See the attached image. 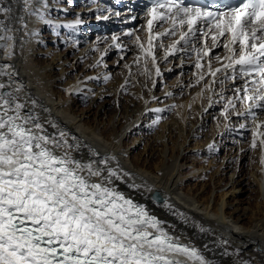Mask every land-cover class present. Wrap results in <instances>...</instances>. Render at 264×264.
Wrapping results in <instances>:
<instances>
[{
  "label": "bare ground",
  "instance_id": "1",
  "mask_svg": "<svg viewBox=\"0 0 264 264\" xmlns=\"http://www.w3.org/2000/svg\"><path fill=\"white\" fill-rule=\"evenodd\" d=\"M73 2L72 5L75 4ZM4 6L10 7L12 11L7 17L0 13V22L6 25L5 30L0 31V36L4 37L0 39V46H2L0 47V83L8 86L6 89H0V91H12L14 95L18 96L19 102L27 105L24 111H31L39 116L40 122L49 134L58 136L60 132H63L68 143L73 146L69 151L74 158L82 163H93L94 168L103 169V176L108 175V170H114L118 176L111 178L112 186L135 198L138 203L158 215L159 227L175 240H179L196 249L204 257L206 264H264V197L260 198L263 207L258 212L252 213L248 223H244L248 216L247 211L232 206L231 203L224 200L219 203L216 200L211 201V198L205 199L206 192L199 193L196 188L190 187L188 185L189 182L187 183L183 178L187 174L184 172L187 167L182 161L187 158L185 156L181 158V153L190 149V147L186 146L187 143L195 142V146H200L202 143L200 149H203L205 157H208V155L215 156V153L222 149L219 147L220 142H216V145H211L210 148L207 147L208 150L205 148L216 134V130L220 131L224 126V130L219 133V136H225L223 140L227 142H235V137L230 139L227 138V135L233 136L232 134L235 133L237 134L235 136L239 137L241 135H238V131L243 133L247 129V125L251 126L253 124L252 133L256 141L259 142L260 147H264V143H262L264 138L261 137L264 130V117L259 118L257 113L258 110L263 111L264 108L256 107L254 100L249 101L245 98L243 99L242 96L239 97L240 93H244L246 81L252 78L245 77L242 79L238 72L233 73L231 69L224 68V65L228 63L226 59L229 56L228 48H225L224 55H221L222 58L214 59L215 63L216 59L220 60V64L215 65L214 69L209 71L207 85L210 86L206 87V94H203L202 99L200 90L193 91L195 93L191 99L188 98L185 101H177V99L173 98L170 89L167 87L163 88L159 94H155L156 90H154V87L159 86L160 81L154 80L160 73L159 75L157 73L154 75L153 66L149 68L147 65L138 64L139 61L136 62V57L134 62L130 63L129 60L124 64L128 71V76L125 75L124 78H120L117 75H113L112 72L110 73L111 70L107 72L105 67H101L99 64L110 54H114L121 49V55L115 61L116 63L125 59L124 50H131L134 53L132 46H129L120 35L113 39L97 37L95 42H91L86 55L93 51H96L97 55L92 64L88 65L87 70L94 71L92 74L80 77L79 80L68 86L66 83L68 74L66 65L68 60L65 59V53L52 49L48 45V52H46L45 56L48 65L41 66L39 59L36 58L38 47L43 45L42 32L46 28L49 29L48 35L45 37H48V43L50 44L55 42L61 31L67 33V37L63 39L64 45L80 44L79 35L83 33L84 23L88 22V29L94 22L96 27L100 24V21H94L92 20L93 18L90 19L89 17L93 13L100 14L99 10L95 12L90 7L85 10L86 12L77 14L76 17L71 16V14L67 16L65 14L69 10L67 8V0H32L29 11L24 10L23 0H4ZM147 13L145 15L146 35H143L145 41L144 49L149 47L147 22L150 17ZM53 16H55V19ZM34 17L36 19L33 21ZM131 17H135V23L140 20L135 14ZM114 19L111 17L109 20L114 21ZM154 24L159 26L158 23ZM167 27L169 25L165 24L164 28ZM164 28L153 31V34L163 32ZM9 36H11V39H8ZM135 36H138L136 31ZM196 37H199L198 33ZM196 37H191L187 42L181 41L180 44L176 45L178 50L175 52H170V47L175 43L172 38L174 41L179 40V33L176 36H163L160 39H154L152 47L156 46L159 49V46L160 48L163 45L165 46L164 42L168 39L171 41L168 44V50L163 54V59L169 53L172 56H183V53L186 54V52H198V44L202 43L204 46L203 38L200 37L197 40ZM7 41L8 47H5ZM226 43H228L227 40ZM212 45H215V43ZM223 45L224 43L220 41L216 47L211 46L212 52L208 53V55H204L205 48L202 50V55L209 65L213 54L223 48ZM236 48L238 51V46ZM68 49L73 50L72 47H68ZM141 56H146L143 49ZM147 56L148 58L151 57ZM83 59L80 56L76 59L77 67H79L78 65ZM151 61L156 67L157 63L153 62L152 58ZM115 63H109L108 65L109 67L118 66ZM218 68L221 71L215 72ZM211 72H215V76L211 75ZM99 73L104 77V82L107 81L105 79L107 75L112 76V78L108 77L107 83H109V86L107 89L110 93H114L115 96L120 97L119 91L127 89L129 77L135 81L134 87L137 88L135 98L128 101L125 100L124 105L121 104L119 108L113 110V116L107 126L111 132L108 137L104 135L103 130L105 127L101 123L92 124L87 121L90 117L88 115L92 111L91 108H97L99 113H103L106 110V100L100 99L107 95L108 92L105 91L98 94L96 89ZM229 73L231 78L235 76V79L240 81L238 85L232 86L229 92L237 93V89H240V92L234 95L230 104L228 99L231 97L228 96L226 99L228 101L227 105L229 104L230 106L228 107L234 108L238 104H242V111L237 112V115L235 114L236 111L227 114L226 118L224 117L225 122L223 124L213 120L216 123V127L209 131L206 128V122L211 120L209 117L211 115L214 116L213 113L216 109V104L214 103L215 93L211 94V91L218 86L220 80L229 77ZM148 75H150V84L148 83L146 86L145 82ZM55 86L61 87L57 93ZM248 87L252 90L251 84ZM15 89H20V91L16 92ZM80 92L88 94L90 97L88 101L90 109L86 111L87 113L84 116L83 112L80 115L75 113L77 101L74 96ZM247 94L254 95L253 91ZM157 95H162L164 98L168 97L167 102H159ZM237 97L239 98L237 99ZM241 97L244 101L240 103L239 99ZM221 98L220 100L223 99ZM80 99L83 98L80 97ZM32 101H35L34 105ZM151 104H153V109L160 108L159 112L163 111V116L162 114H151L148 110ZM261 104H264V102H261ZM207 107L208 109L211 108L209 113L204 112ZM202 111L204 115L200 118ZM166 113H169V117H165ZM174 113L176 117L171 115ZM191 115L192 118L190 117ZM234 115L236 119H241V117L243 119L254 118L256 122L251 124L249 120L243 122V124L235 122L236 124H232L234 127L227 130V134L226 128L231 126L229 124L233 120V117L230 116ZM140 120H142V124L139 125L138 122ZM192 120L195 121L193 122ZM156 123L159 124L157 129L154 126ZM192 123H194L193 127L191 126ZM198 123H200L198 129H194V126ZM241 125H244V127H241ZM155 129L158 131L155 136H147L149 152L129 159L130 149L123 147L120 137L124 136L125 133L127 135L130 134V136L138 134L141 137L146 135V131ZM120 132L122 134L119 136ZM167 136L169 139L179 136L183 138V141H172L166 139ZM189 139L191 141H188ZM169 144H173V147L168 159L167 147ZM244 145L243 148L245 149L247 144ZM176 149L177 154H175ZM100 155H102L101 158H99ZM209 163L204 168H207ZM262 168L263 165L260 169ZM198 171L199 169L194 168L192 173ZM223 174H225V171ZM200 176L197 178L202 179L206 175ZM260 177H262V174H260ZM101 178L92 177L91 179L100 181ZM229 180L231 181V191L237 189L239 182L236 180V171L229 175ZM215 189L217 187L213 188V190ZM224 195L225 193L220 196V201ZM175 258L184 262V264H199L195 259H189L184 255H177Z\"/></svg>",
  "mask_w": 264,
  "mask_h": 264
},
{
  "label": "snow or ice",
  "instance_id": "2",
  "mask_svg": "<svg viewBox=\"0 0 264 264\" xmlns=\"http://www.w3.org/2000/svg\"><path fill=\"white\" fill-rule=\"evenodd\" d=\"M31 3L23 0L25 11ZM212 7L216 10L185 0H154L147 13L149 47L140 48L155 62L154 39L179 33L170 47L175 52L177 44L200 33L208 55L206 39L224 38L229 51L224 68L251 77L244 98L264 107V0ZM11 11L0 0V13L7 17ZM154 23L169 27L153 34ZM5 28L0 22V31ZM249 84L254 95L247 94ZM7 87L0 83V89ZM26 107L12 91H0V264H184L177 255L206 264L196 249L177 243L155 217L112 186L114 170L103 176V169L74 158L65 134H49Z\"/></svg>",
  "mask_w": 264,
  "mask_h": 264
},
{
  "label": "rangeland",
  "instance_id": "3",
  "mask_svg": "<svg viewBox=\"0 0 264 264\" xmlns=\"http://www.w3.org/2000/svg\"><path fill=\"white\" fill-rule=\"evenodd\" d=\"M73 1L74 0H67V3H68L67 8H69V10L67 9L68 11L65 12V14L67 16H69L71 14V16L76 17L77 14H80L79 12H83L84 9L82 8V2L78 3L77 2L78 0H76V2H74L75 4L72 5ZM76 6H77V11H74ZM91 9H94V8H91ZM53 18L55 19V16H53ZM66 20H68V19H66ZM140 20H142V22L140 23L141 30L136 31V35H138V36H135V31H134V35L131 34L130 39H128V40L125 39L127 44L129 46L130 45L132 46L134 53L131 50L130 51L124 50L123 53L125 55L124 56L125 59L119 60L118 61L119 63L118 62L115 63V61L121 55V49H119L117 52H115V53L113 52L114 54H110L106 59L101 61L99 65L101 67H105V70L107 72L111 70L110 73L112 72L113 75H117L120 78H124L125 75L126 76L129 75L124 64L126 63V61H129V60H130V63L134 62V59L136 57L135 60H136V62L139 61L138 64H143L144 66L147 65L149 68H151L153 66L152 69L154 70V75L157 73V69H159L160 75L158 77H156V79L154 80L157 82L160 81L159 86L154 87V90H156L155 94H159L163 90V88L167 87L170 89V92H171L173 98L177 99V101H185L188 98L191 99V97L195 93L193 91H199L200 90L201 91L200 96L202 99L203 94L204 95L206 94L205 93L206 87L210 86V85L209 86L207 85V82L209 79V74H210L209 71L214 69L215 65L217 66L220 64V60L216 59V63H215L214 59L215 58L220 59L221 55H224V53H225V48H221L218 52L213 54V56L210 59V69H209V64L203 58V55H202L203 51H202L199 44L197 46V49L199 48V51L201 50L200 54H199V51L198 52H195V51L194 52H186V54L185 53H183L184 55L182 54L183 56H176V55L172 56L169 53V55L167 57H164V59H163V54L165 53V51L168 50V44L171 41V40L169 41L167 39L164 42L165 46L163 45V46H161V48L159 46V49L156 46H154L151 49L152 54L155 56V62L157 63V66L155 67V65L152 64L151 57L148 58L147 55L145 57L141 56L142 49L140 48L139 45L145 44V41L143 39V35H146V32H145L146 26L144 25L145 19L140 18ZM135 21H136L135 17L131 18V22H135ZM87 24H88V22H86V24L83 25V27L88 29ZM65 25H66V23H65ZM155 27H159V29H161V27L156 25V24H154L153 29ZM134 30H137L136 26H135ZM48 31H49V29L46 28L42 32L41 39L43 40V42H42L43 45L38 47V52L36 55V58L39 59V63L41 66L48 65L45 56H46V52H48L47 47L49 45L52 49H56L58 51L65 53V59L68 60L67 65H66L67 72H68L66 83L68 86L71 85L72 83H74L75 81L79 80L80 77H85L88 74H92V72L94 70L93 71L87 70V67H88V65L92 64V62L95 60L97 52L96 51L90 52L89 55H86V52L89 50L88 48L90 47L91 42L92 43H93V41L95 42V39L91 40L87 44H83L79 38L80 44H75V45L72 44V46H69L67 44L64 45L63 39L65 37H67V33L65 31H61L59 36L57 38L55 37L56 38L55 42L53 44H50V43H48L49 42L48 37H45L48 35ZM155 31H157V30H155ZM123 35H125V34H123ZM120 36H122V35H120ZM101 37H106V36L103 35ZM137 37H139V41H137V39H136ZM123 38H125V37H123ZM196 39L198 40L197 37H196ZM172 41L176 42V41H174L173 38H172ZM166 42H167V44H166ZM132 43H134V44H132ZM133 46H134V48H133ZM68 47H72L73 50L71 51L70 49H68ZM153 49H154V51H153ZM113 50H115V49H113ZM153 52H155V53H153ZM79 56L82 59L84 57V59L80 63V65H78L79 67H77L76 59ZM131 58H133V59H131ZM167 59H169V60H167ZM199 60H200V62H199ZM113 62L115 63V65L118 64V66H110L109 67L108 64L109 63L114 64ZM197 64L201 65V67H199V69L196 66ZM197 69H198V71H197ZM56 75H58V74H56ZM200 76H201V78H200ZM228 76L229 77H227V78H229V79L226 78L224 80H220V83L215 88L216 91H215V89H213L211 91V94L215 93L214 94V98H215L214 103L216 104L215 105L216 109L214 110V113H213L214 116L211 115L209 117L211 120L206 122V128L209 131H212L216 127L215 122L219 121V123L223 124L225 122V118H226L225 116H227V114H229L230 112L234 113L236 111L235 114L237 115L239 112L242 111V106H241L242 104L241 105L238 104L234 108L228 107V106H230L229 104L232 102L234 95L237 94L235 92L231 93L229 91H231L232 86H235L236 84L238 85V83L240 82L238 79H236V81H235V79H232L230 73ZM97 77H98L97 78L98 82H97L96 89H97L98 94H101L105 91L108 92L107 95L103 96L100 99V100H106V104H105L106 110L103 113H99V110L97 108H91L92 111H91V114L88 115L90 117L88 118L87 121H90V123H92V124L93 123H95V124L101 123L102 126L105 127V129L103 130V133L105 136L108 137L111 132H110V129L107 128V126H108V123H109L111 117L113 116V110L119 108V105H121V104L124 105L125 100L128 101L129 99L135 98L137 88L134 87L135 81L131 77H129L128 78V84L129 85L126 86L127 89H125L123 91L122 90L119 91L120 97H118V96H115L114 93H110L109 90L107 89V87L109 86V83H107V81L109 78H112V76L107 75L105 77V79L107 80L106 82H104V79H103L104 77H102V75H100V73L98 74ZM149 77H150V75H148V78H146V82H145L146 86L148 83L150 84ZM102 79H103V81H102ZM189 81H192V82H189ZM181 83H183V84H181ZM193 83H194V86H193ZM187 85H189V86H187ZM200 85H201V87H200ZM228 85H230V86H228ZM190 86H191V88H190ZM219 87H221V88H219ZM60 89H61V87L55 86L56 93L58 91H60ZM251 91L252 90L249 89L248 93H251ZM221 96L223 99L221 98ZM228 96L231 98L228 99L229 104L227 105L228 101L226 99L228 98ZM240 96H242L244 99L245 93H240L239 97ZM74 97H76V101H77L76 102L77 107H76L75 113L77 115H80V113L83 112L84 113L83 116L86 115V113H87L86 111L88 109H90L89 108L90 107L89 102H88L89 98H90L89 95L88 94H82L80 92V93H77V95ZM80 97H82L83 99H80ZM242 97L239 99L240 103L244 101L242 99ZM220 98L222 100H220ZM157 99H159L158 100L159 102L161 101V102L166 103L168 97L164 98L162 95H160V96L157 95ZM213 104H212V106H213ZM234 104H236V103H234ZM152 105L153 104L149 105V109H148L149 112L153 115L162 114V116H163L164 112L162 111L160 113L159 112L160 108L153 109ZM157 110H159V111H157ZM210 110H211V108L208 109V107H207L204 112L209 113ZM204 112L202 111L200 113V118L202 117V115H204ZM257 113L259 114L258 115L259 118L264 117V110L263 111L258 110ZM171 115L176 117L175 113L171 114ZM165 117H169V113H166ZM190 117L192 118V115ZM230 117H233L232 118L233 120H232L231 124H229L231 126H228L226 128V133H227V130L234 127L232 125L233 123L234 124H236V123L243 124V122L248 121V120H249L250 124L253 122L254 123L256 122L255 121L256 119H254V118L243 119L241 117V119H236V118H234V117H236L235 115L230 116ZM195 120H192V121L194 122ZM213 120L214 121L216 120V121L214 122ZM138 124L139 125L142 124V120H140L138 122ZM193 124L194 123H192V125H191L192 127H193ZM199 125H200V123L196 124V126H194L195 127L194 129H196V128L198 129ZM154 126L157 129L159 124L156 123V124H154ZM253 126H254L253 124L251 126L247 125V129L245 131H243V133H240L238 131L237 132L238 135H241L239 137L235 136V135H237L235 133L232 134L233 136H230L227 133L228 134L227 138L232 139V137H235L236 143L235 142H227L226 140H223V138L225 136H219V133L224 130L225 126L220 131L216 130L217 132L214 135V137L211 138V142H209L210 144L208 143L209 145L207 144L206 148H205L206 150H208V148H210L211 145H216L215 144L216 142L217 143L220 142L219 147H221L222 149L219 150L218 153H215V156L208 155V157H205L203 149H200V147H202V143L200 146H195V142H192L191 144H190V142H188L186 146L190 147V149L183 151L181 153V158L184 156L187 158L184 161H182V163L185 164V166L187 167L184 170V172L187 174H185L183 176V178L185 179V181L187 183L189 182L188 185H190V187H192V188H196L199 193L206 192V195L204 196L205 199L211 198V201L216 200V202H219V203L222 202V200H224L225 202L231 203L232 206H235L239 209L247 211L248 216H247L246 220L244 221V223H248L249 222L248 220L252 216V213L258 212V210L261 209V207H263L262 200H260V198L264 197V147L261 148L259 145V142L256 141L254 134L252 133ZM156 129L153 131H148V132L146 131V135L141 136V137L138 134L130 136V134L127 135V133H125L124 136L120 137L121 138V144L123 145V147H125L126 149H130L131 154L129 156V159H131L132 157H137L138 155H144L145 153L147 154L149 152V145L147 142V140H148L147 136H149V137L155 136L156 133L158 132ZM226 133H225V135H226ZM120 134H122V133L120 132L118 135L120 136ZM211 135H212V133H211ZM261 137L264 138V130H263V133L261 134ZM166 139H169V137L167 136ZM254 139L256 141L255 148L252 147V143H253ZM169 140L182 142L183 138L178 136V137H172V139L170 138ZM188 141H191V140L189 139ZM244 144H247L245 149L243 148L245 146ZM172 147H173V144H169V146L167 147V158L168 159H169V155L171 154ZM225 147H227V148H225ZM175 154H177V149L175 150ZM262 156H263V159H262ZM101 157H102V155L99 156V158H101ZM212 161H214V162L211 163ZM208 162H210L208 167L204 168V167H206ZM157 163H159V161H157ZM262 165H263V168L260 169L262 167ZM194 168L199 169V171L196 173H192ZM227 169H229V170H227ZM224 171H225V174H223ZM235 171H236V180H237V182H239V185L237 186V189L231 191V181L229 180V175ZM203 174L206 175L204 178H202V179L197 178L198 176L203 175ZM260 174H262V177H260ZM190 178H193V179H190ZM225 186H227V187H225ZM214 187H217V189L213 190ZM224 193H225V195H224L223 199H221V201H220V196Z\"/></svg>",
  "mask_w": 264,
  "mask_h": 264
}]
</instances>
